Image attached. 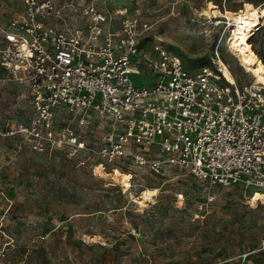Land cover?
Wrapping results in <instances>:
<instances>
[{
	"label": "rangeland",
	"instance_id": "1",
	"mask_svg": "<svg viewBox=\"0 0 264 264\" xmlns=\"http://www.w3.org/2000/svg\"><path fill=\"white\" fill-rule=\"evenodd\" d=\"M59 1L137 14L151 25L147 42L162 41L189 70L211 65L218 45L240 81L255 78L229 47L228 20L204 9L260 6L262 26L252 41L254 53L264 56V0ZM10 9L21 10L22 1L0 0V27ZM0 71V126L6 127L28 118L30 96L26 85ZM72 124L81 147L38 152L0 135V248L9 264H264V199L252 198L251 188L209 184L178 170L156 175L129 161L103 170L98 147L108 127L97 120ZM125 172H132L131 187L116 178ZM146 189L152 194L140 204Z\"/></svg>",
	"mask_w": 264,
	"mask_h": 264
},
{
	"label": "built area",
	"instance_id": "2",
	"mask_svg": "<svg viewBox=\"0 0 264 264\" xmlns=\"http://www.w3.org/2000/svg\"><path fill=\"white\" fill-rule=\"evenodd\" d=\"M21 1L0 27V67L28 88L31 114L0 126V135L38 152L81 147L72 120L80 127L97 120L108 127L98 147L104 170L129 161L156 175L178 170L240 184L252 198L264 192V82L238 80L218 45L211 65L189 70L162 41L147 42L151 25L137 14L93 2ZM0 264H9L3 247Z\"/></svg>",
	"mask_w": 264,
	"mask_h": 264
},
{
	"label": "bare ground",
	"instance_id": "3",
	"mask_svg": "<svg viewBox=\"0 0 264 264\" xmlns=\"http://www.w3.org/2000/svg\"><path fill=\"white\" fill-rule=\"evenodd\" d=\"M260 10L259 6L239 8L238 10H232L230 12H220L212 8V6H209L204 9V13L210 17L223 16L228 20L230 36L227 42L229 47L232 52L238 56L240 64L246 67V69L251 72L258 82H264V60L254 53L255 44L252 41V38L256 34L257 30L262 26L261 15L259 14ZM222 70L227 79H233V75L225 63H223ZM113 170H116L117 172L120 171L117 167ZM125 173L117 175L116 178L118 179V182H122L123 184H127L131 187L132 185L130 184H132V174ZM127 175L129 177H127ZM127 185H124L123 187L126 189ZM152 190L146 189L144 196H141L142 200L138 203L142 204L147 201L146 196H150L152 194ZM253 198L256 200L264 199V192L257 191Z\"/></svg>",
	"mask_w": 264,
	"mask_h": 264
}]
</instances>
